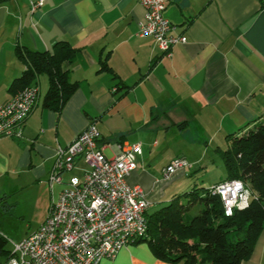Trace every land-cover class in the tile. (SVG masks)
<instances>
[{
    "label": "crops",
    "instance_id": "1",
    "mask_svg": "<svg viewBox=\"0 0 264 264\" xmlns=\"http://www.w3.org/2000/svg\"><path fill=\"white\" fill-rule=\"evenodd\" d=\"M163 14L175 25L173 34L186 36L169 58L154 37L137 35L144 15L137 0H44L34 12L29 0H0V104L18 92L9 86L25 69L17 47L50 51L56 41L65 40L80 48L65 67L78 88L64 105L59 110L43 105L48 78L38 74V98L21 137L0 138L3 214L15 216L12 186L33 180L40 188L35 227L18 240L44 221L62 187L49 182L56 149L71 143L89 123L99 131L107 157L117 154L119 144H141L137 168L126 180L144 190L151 203L147 213L178 195L181 176L202 168V143L223 134L226 146L231 134L264 119L262 2L168 0ZM173 139L180 141L177 150ZM189 151L200 153L189 157L192 168L164 180L162 168L176 156H190ZM86 168L77 157L73 169L61 176H80ZM99 264L178 263L158 259L146 242H133ZM240 264H264V227Z\"/></svg>",
    "mask_w": 264,
    "mask_h": 264
},
{
    "label": "built area",
    "instance_id": "2",
    "mask_svg": "<svg viewBox=\"0 0 264 264\" xmlns=\"http://www.w3.org/2000/svg\"><path fill=\"white\" fill-rule=\"evenodd\" d=\"M137 2L144 9L137 35L154 37L165 56L171 57L172 47L185 43L186 36L173 34L175 25L163 14L168 0ZM43 4L44 0H29L30 11ZM37 98L38 87L33 84L0 104V138L21 137L22 124ZM98 138L99 131L89 123L71 143L56 149L49 182L62 184L58 196L34 231L21 240L10 241V256L0 264H99L145 236L146 211L151 203L139 185L126 180L137 168L141 144H119L117 154L107 157ZM77 157L83 159L87 168L80 176L63 179L62 172L72 170ZM190 168L186 158L176 156L162 168V178L167 180ZM210 189L220 197L226 216L234 208L248 206L252 195L240 179L219 181Z\"/></svg>",
    "mask_w": 264,
    "mask_h": 264
},
{
    "label": "trees",
    "instance_id": "3",
    "mask_svg": "<svg viewBox=\"0 0 264 264\" xmlns=\"http://www.w3.org/2000/svg\"><path fill=\"white\" fill-rule=\"evenodd\" d=\"M79 53L80 48L65 40L56 41L50 51L17 47L16 55L25 69L9 90L33 85L43 73L48 78L43 105L59 110L78 88V81L68 79L65 67ZM102 68L114 74L110 67ZM217 151L226 173L219 181L240 179L246 183L252 191L248 206L234 208L226 216L220 197L210 187L194 186L173 196L167 204L146 213V234L135 241L148 243L158 259L178 264H240L249 256L264 227V119L240 134H231L227 145ZM6 243L0 235V263L10 256Z\"/></svg>",
    "mask_w": 264,
    "mask_h": 264
},
{
    "label": "rangeland",
    "instance_id": "4",
    "mask_svg": "<svg viewBox=\"0 0 264 264\" xmlns=\"http://www.w3.org/2000/svg\"><path fill=\"white\" fill-rule=\"evenodd\" d=\"M224 139L223 134H219L218 136L215 135L212 137L207 144L202 143V161L200 162L202 168L195 172H193L194 169H192L193 173H191L190 176L180 177L181 181L179 188L176 190L177 194L181 195L191 190L194 186L198 188H209L213 182L225 177L224 164L221 156L216 150L217 146L221 148L225 147ZM173 142V148L177 150L178 145H180L178 142L180 141H175L173 139ZM188 153L190 156L186 155L184 157H187L186 159L191 164L192 168L193 163L189 157L194 156L196 153L199 155L200 153L198 151H189ZM197 165L196 163L195 166L198 167ZM18 179L24 181L26 176L18 174ZM12 188H14L16 192H13L9 198L17 201V208H15L14 211L15 216L5 215L0 209L2 212L0 214V235L6 239L8 248L11 247L10 241H17L25 231L35 227V214L40 208L39 198L41 195L39 185L33 180H29L28 183H18V185L12 186ZM196 211L197 208L193 209L191 213ZM21 215L23 217H21Z\"/></svg>",
    "mask_w": 264,
    "mask_h": 264
},
{
    "label": "clouds",
    "instance_id": "5",
    "mask_svg": "<svg viewBox=\"0 0 264 264\" xmlns=\"http://www.w3.org/2000/svg\"><path fill=\"white\" fill-rule=\"evenodd\" d=\"M229 214H230V209H229Z\"/></svg>",
    "mask_w": 264,
    "mask_h": 264
}]
</instances>
